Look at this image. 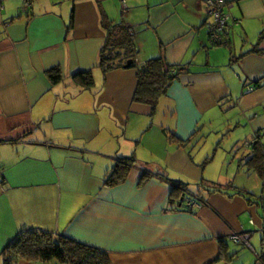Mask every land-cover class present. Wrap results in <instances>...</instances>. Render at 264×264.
I'll list each match as a JSON object with an SVG mask.
<instances>
[{
    "label": "crops",
    "instance_id": "0c3cea01",
    "mask_svg": "<svg viewBox=\"0 0 264 264\" xmlns=\"http://www.w3.org/2000/svg\"><path fill=\"white\" fill-rule=\"evenodd\" d=\"M207 1L31 0L29 5L4 0L0 264L7 247L27 231L104 250L112 264L219 263L220 240L229 245L232 231L240 230L234 213L253 214L252 208L241 198L216 193L220 199L213 205L210 198L205 206L186 201V210L193 212H182L165 180H141L148 170L199 181L218 161L231 177L240 143L248 152L239 159L237 174L246 163L250 176L255 171L261 176L264 54H246L264 33V0H224L230 22L229 45L222 47L210 43ZM105 21L143 26L136 29L139 67L159 57L172 66H189L160 99L154 116L151 106L134 102L138 68L108 74L98 68ZM144 50L150 53L141 59ZM58 69L63 80L54 85L49 75ZM87 70L93 71L95 87L82 91L73 77ZM172 134L184 142L197 137L182 148ZM219 151L232 163L219 160ZM131 156L138 164L127 181L105 188L116 159Z\"/></svg>",
    "mask_w": 264,
    "mask_h": 264
},
{
    "label": "trees",
    "instance_id": "16d2710c",
    "mask_svg": "<svg viewBox=\"0 0 264 264\" xmlns=\"http://www.w3.org/2000/svg\"><path fill=\"white\" fill-rule=\"evenodd\" d=\"M103 26L105 27L107 37L106 43L100 53L98 68L105 74L120 69L128 70L138 68V85L134 102L151 106V116H154L160 99L166 96L169 89L181 75L190 71L189 66H172L163 57H159L149 60L146 64L139 67L136 63L139 50L137 44L138 31L134 27L124 25V23L114 24L113 22L105 21L103 22ZM228 28L225 34L222 33V37L224 38L222 43H215L210 39L213 47L229 45L227 43ZM263 45L264 33L260 36L257 45L246 55L264 54ZM130 61H133L131 65L129 64ZM49 78L54 85L61 83L63 80L59 69L52 71ZM73 81L81 86L82 91H90L95 87L92 70L82 71L74 75ZM196 137L197 135L195 134L192 139ZM171 138L176 139L182 148H188V146L193 145L192 139L184 142L179 140L175 134H172ZM257 144L255 142V145ZM257 156H259L260 160L264 158V155H261V153L257 154ZM137 164L138 160L135 156L117 158L116 164L105 178V188L110 189L123 185ZM206 164H203L201 167L204 169ZM153 176L160 177L169 184L171 188V201L176 204V210L182 212L187 211L185 207L186 201L189 202L191 198L196 199L201 206H205L208 204V199L216 193L228 195L231 198L233 196L228 191L235 189L238 191V195L243 194L240 189L233 185L223 186L211 184L204 179L196 184L197 192L191 194V184L171 180L167 175L163 174L153 175L148 170L144 171L141 180L146 182L151 180ZM248 201L252 202L250 198ZM189 211L193 212L191 210L187 212ZM262 234L264 235L263 231ZM220 244L221 255L219 261L229 255V245L227 242L221 239ZM262 249L261 261L264 263V239L262 240ZM3 255L5 264H19L20 261L40 264H50L52 262L56 264H112L109 253L104 250L78 243L67 237L42 231H27L19 234L16 240L7 247Z\"/></svg>",
    "mask_w": 264,
    "mask_h": 264
},
{
    "label": "rangeland",
    "instance_id": "374dc122",
    "mask_svg": "<svg viewBox=\"0 0 264 264\" xmlns=\"http://www.w3.org/2000/svg\"><path fill=\"white\" fill-rule=\"evenodd\" d=\"M144 3V0H142ZM141 14H146L142 13ZM129 19V14L126 16V20ZM118 23H123V21H119ZM132 25L135 29L139 30L142 29L141 25H135L132 22ZM144 34V33H143ZM142 34V35H143ZM140 52V51H139ZM142 52H140L139 57L143 59L145 58V53H150L148 50H144V54L142 55ZM152 52V50H151ZM147 58V57H146ZM151 59V58H149ZM167 95V94H166ZM120 131L123 132V129H120ZM130 133V132H129ZM224 133L221 134V136ZM212 138L216 139L217 136H212ZM222 138V137H221ZM226 140V143L229 142L230 139H227V136L224 137ZM243 141V140H240ZM237 141L232 140V144L234 145ZM239 148V156L236 161V165H231L232 176L229 177L227 172V167L222 166V162L218 161L215 164H212L209 166L208 172L209 177H207V174L204 176V180H207L211 184H218L223 186H229L233 185L236 188L240 189L243 194L238 195V191L235 189H230L228 192L233 196L231 198L228 197V195L223 194H213L210 197V202L213 205V202L215 199H220V196L226 197L229 200H233L234 198H241V200L249 207L252 208L254 213L252 214L249 210L247 211H240L239 213H234V217H232L233 222H236L237 227L240 228V230L232 231L230 239L235 235H245V237L249 238L248 244L243 243H235L234 241H229V248L228 252L229 255L224 257V259L220 260L218 264H264L261 261L262 256V240L264 239V235L262 234V231H264V158L263 160L259 161V169H261V176L259 175V172L255 171L252 176H250V172L248 171L250 167L247 166L246 163H244L243 167L240 168V174L238 173V163L239 159L242 158L243 155H245L248 150L246 149L245 143L238 144ZM214 149V148H213ZM213 149L210 151V155L213 154ZM224 149V148H223ZM220 152V158L219 160H223V158H228V156H225L222 151ZM228 152V151H227ZM223 155V156H222ZM228 158V164L232 163L231 159ZM227 164V165H228ZM257 167L256 170L259 171ZM206 169V168H205ZM208 170V171H209ZM222 170L225 171V174H222ZM202 176V177H203ZM171 180H177L182 181L180 179H175L173 177H169ZM199 181H189L184 183L191 184V194L197 192V186L196 184ZM206 194V193H205ZM246 196V197H245ZM245 197V198H244ZM251 199L252 202H249L248 199ZM257 211V212H256ZM255 217L258 219V222L255 220ZM53 264V263H52ZM56 264V263H54Z\"/></svg>",
    "mask_w": 264,
    "mask_h": 264
},
{
    "label": "built area",
    "instance_id": "2783aa9c",
    "mask_svg": "<svg viewBox=\"0 0 264 264\" xmlns=\"http://www.w3.org/2000/svg\"><path fill=\"white\" fill-rule=\"evenodd\" d=\"M29 5L31 0H25ZM4 0H0V6ZM224 0H209L207 1V7H208V12L209 15L211 16V20L208 23V28H209V36L212 42H223L224 38L222 37V33L225 34V31L229 27V22H230V17H228L224 13V6H225ZM238 23V22H235ZM253 89H250L249 91H252ZM189 205L196 207L198 206L197 201H189ZM264 226V223H263ZM264 233V231H263ZM232 241L235 243H245L248 244L249 238L245 237V235H235L231 238Z\"/></svg>",
    "mask_w": 264,
    "mask_h": 264
},
{
    "label": "water",
    "instance_id": "95a60500",
    "mask_svg": "<svg viewBox=\"0 0 264 264\" xmlns=\"http://www.w3.org/2000/svg\"><path fill=\"white\" fill-rule=\"evenodd\" d=\"M132 63H133V61H130V62H129L130 65H131ZM130 65H128V66H130ZM128 68H129V67H128Z\"/></svg>",
    "mask_w": 264,
    "mask_h": 264
}]
</instances>
